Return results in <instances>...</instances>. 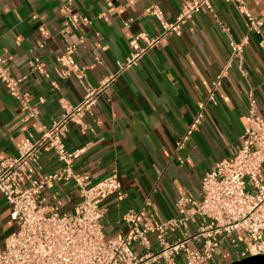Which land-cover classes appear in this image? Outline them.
Segmentation results:
<instances>
[{"label":"crops","instance_id":"obj_1","mask_svg":"<svg viewBox=\"0 0 264 264\" xmlns=\"http://www.w3.org/2000/svg\"><path fill=\"white\" fill-rule=\"evenodd\" d=\"M183 0H0V57L11 56L12 78L29 95L36 119H28L17 101L0 84V161L16 158L25 139H38L42 126H49L61 113L60 100L75 106L85 85L107 82L96 104L85 113L84 128L69 124L64 146L80 151L72 163L76 174L97 182L112 172L118 176V195L104 201L102 232L107 240L125 232L124 214L141 208L149 198L147 220L165 222L178 217L176 201L185 196L199 199L203 175L218 162L232 157L243 134L249 98L264 118V54L258 37L249 32L245 19L231 2L215 1L213 14H194L182 34L168 35L149 48L125 71H117L134 53L133 36L152 39L162 32L161 23L145 11L157 8L166 23H173ZM249 12L264 20V0H242ZM88 20L73 26L69 18ZM48 37L41 42L39 28ZM230 40L243 45L241 63L232 61L215 92V105L207 104L204 120L177 149L192 124L198 103L229 60ZM143 41L139 46L143 47ZM74 47L73 59L84 68L82 81L71 75L61 78L56 58ZM37 58L44 74L29 68ZM43 100L42 103L39 100ZM64 163L52 153L38 162L37 178L61 172ZM260 181L264 184V164ZM38 201L46 214H71L80 202L72 180L44 189ZM10 205L0 195V251L17 231L9 216ZM194 231V227L190 226ZM178 238L173 236L168 242ZM236 246L221 243L218 254L207 264H230L242 259L246 239L232 234ZM150 253L159 250L149 236ZM139 255L145 251L134 246ZM184 264L183 254L175 257ZM159 264H162L160 262Z\"/></svg>","mask_w":264,"mask_h":264},{"label":"built area","instance_id":"obj_2","mask_svg":"<svg viewBox=\"0 0 264 264\" xmlns=\"http://www.w3.org/2000/svg\"><path fill=\"white\" fill-rule=\"evenodd\" d=\"M215 1L237 6L248 31L258 37V48L264 54V20L253 16L242 0H183L173 23L164 22L153 6L145 11L160 21L162 32L152 39L144 33L133 36L134 53L117 62L118 73L130 68L149 48L161 44L168 35L180 36L194 14L201 11L213 14ZM69 21L73 26L88 23L86 19L72 17ZM39 34L41 42L48 37L43 27L39 28ZM139 41L145 45L140 47ZM242 47V44L230 40L228 63L216 76L209 94L198 103L197 114L181 142L177 143V149L184 146L204 120L206 105L216 104L215 92L227 75L229 63H241ZM73 53L74 47H69L56 58L61 67V78L73 75L82 81L84 68L74 61ZM11 60V56L0 57V84L17 101L25 117L35 120L36 111L29 103V95L19 88L24 77L14 79L10 75L8 63ZM28 65L38 74L45 73L43 63L37 58ZM106 85L107 82L96 88L85 85L83 99L75 106L61 99L60 115L49 126H42L41 136L25 139L16 158L0 161V195L10 205L9 216L17 226V231L6 239L0 251V264H176L175 257L179 254H183L184 264H207L218 254L222 241L228 240L236 246L232 234L246 239L242 259L263 256L264 184L259 176L264 164V118L257 114L252 98H249L238 150L203 175L199 199L179 197L175 204L178 217L158 222L146 219L150 200L145 198L139 210L124 214L125 232L111 240L105 239L101 226L105 213L103 201L114 194L121 197L117 193V173L112 172L94 183L89 175L74 173L71 166L81 152H67L64 138L69 124L84 128L82 119L85 113L96 104ZM49 152L64 163V168L56 174L35 177L40 157ZM61 180L74 182L80 202L71 214H46L38 201L39 195ZM190 226L195 230L191 231ZM175 235L178 238L168 242ZM149 236H154L158 245L159 250L155 253H150ZM135 245L145 251L144 255L135 251Z\"/></svg>","mask_w":264,"mask_h":264},{"label":"water","instance_id":"obj_3","mask_svg":"<svg viewBox=\"0 0 264 264\" xmlns=\"http://www.w3.org/2000/svg\"><path fill=\"white\" fill-rule=\"evenodd\" d=\"M230 264H264V255L256 257H248Z\"/></svg>","mask_w":264,"mask_h":264}]
</instances>
